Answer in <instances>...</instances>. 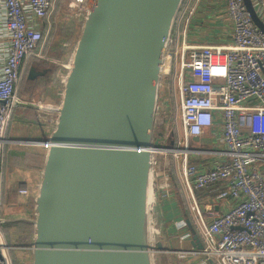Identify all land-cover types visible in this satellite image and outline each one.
Segmentation results:
<instances>
[{
    "label": "water",
    "instance_id": "water-1",
    "mask_svg": "<svg viewBox=\"0 0 264 264\" xmlns=\"http://www.w3.org/2000/svg\"><path fill=\"white\" fill-rule=\"evenodd\" d=\"M182 1L93 0L65 67L59 104L32 105L56 113L53 128L39 139L10 138L46 145L34 216L0 215V224L33 226L31 264H154L152 253L164 248L160 236L152 243L155 114ZM243 3L264 32L251 0ZM45 72L31 65L27 78ZM181 209L190 244L199 249Z\"/></svg>",
    "mask_w": 264,
    "mask_h": 264
},
{
    "label": "built area",
    "instance_id": "built-area-1",
    "mask_svg": "<svg viewBox=\"0 0 264 264\" xmlns=\"http://www.w3.org/2000/svg\"><path fill=\"white\" fill-rule=\"evenodd\" d=\"M200 1H182L167 42L162 76L171 84L180 115L179 123L175 118L171 129L154 140L153 167L159 164L157 154L180 156L176 178L181 201L202 247L189 244L175 252L202 264L210 259L215 264H264V32L243 0H224L230 41L193 44L189 26ZM251 2L264 22V0ZM92 3L0 0V206L11 142L7 130L14 109L23 102L18 86L26 62L34 57L56 63L52 86L59 84L60 96L70 60L58 61L49 54L58 16L71 8L84 16ZM162 105L167 108L165 101ZM55 119L56 115L48 123L53 126ZM204 136L207 145L201 142ZM191 140L199 143L191 146ZM167 173L160 169L157 174L169 198ZM18 193L26 194V186L21 185ZM173 228L175 238L190 241L183 216L173 221ZM12 248L0 224V264H14Z\"/></svg>",
    "mask_w": 264,
    "mask_h": 264
},
{
    "label": "rangeland",
    "instance_id": "rangeland-1",
    "mask_svg": "<svg viewBox=\"0 0 264 264\" xmlns=\"http://www.w3.org/2000/svg\"><path fill=\"white\" fill-rule=\"evenodd\" d=\"M83 24V14H79L78 8L65 9L63 13H60L58 16V23L55 29V36L53 43L50 49V57L58 61H69L71 59L72 52L74 50L76 41L80 34ZM61 46L65 47L64 49ZM34 57H30L25 65L24 72L22 74L21 80L19 82L18 90L20 98L25 104L22 108H19L20 111H26V118L30 119L34 117V120L40 122V125L36 123L25 124L17 120V118L22 117L20 112L14 114V118L10 119L7 134L11 139L14 138H41L42 130L47 132L48 130L41 126V124H49L48 119L55 118V113L50 114V112L45 110H39L35 108L34 104L45 103L57 105L60 102L59 88L58 85L52 86L54 81V69H56V63L47 62L45 67H48V72L42 78H36L34 81H29L27 78V72L29 66L33 65L32 60ZM61 87V86H60ZM167 103V108L163 109L162 102ZM173 97V91L171 84L168 81V78L161 76L159 84V94L157 100V109L155 114V134L159 132H168V129H171L173 126L175 118L179 123V105L175 102ZM36 109V111H35ZM36 113V114H35ZM12 120V121H11ZM28 121V120H27ZM52 124H49V129H51ZM48 133V132H47ZM49 134V133H48ZM47 135H45L46 137ZM209 139L207 137H202L201 142L206 145ZM199 142L196 140H191V146H197ZM9 145H11L9 143ZM8 145V146H9ZM156 159L159 160L157 167H153V177L154 185L156 186L158 171L164 169L166 172L170 171L168 175V190L170 191L171 208L175 210L178 217H182L183 210L181 209L182 205V191L179 186V181L176 178L178 173V167L180 165L181 159L180 156L174 158L172 154L167 153L157 154ZM32 171L25 167L12 168V165L8 167V176H14L18 182L21 178L29 180L31 177ZM156 192V190H155ZM36 192H34V195ZM25 199V196L16 197L15 201H22ZM30 203L33 205V199L30 200ZM153 203V202H152ZM181 203V204H180ZM153 205V204H152ZM169 205V206H170ZM153 207V206H152ZM174 207V208H173ZM35 212L32 208V216ZM153 214H151L152 229L157 231V236H160L159 241H161L162 250H156L152 253L154 264H202L201 260L194 258L193 256L181 255L178 252H175L174 249L187 248L189 243L188 240H178L173 236V233H166L163 229L167 222L161 224H155ZM18 223V222H15ZM15 223H2L3 233L7 239V242L12 245V243H18L19 239L24 235V229H28L30 232L29 237H27L30 242L32 241L34 228L31 224L30 228H21L20 226H14ZM26 223V222H24ZM157 237H153L152 243L155 244ZM13 248L10 250L13 258L14 264H31V250L30 245L27 246H16L12 245ZM177 251V250H176Z\"/></svg>",
    "mask_w": 264,
    "mask_h": 264
},
{
    "label": "crops",
    "instance_id": "crops-1",
    "mask_svg": "<svg viewBox=\"0 0 264 264\" xmlns=\"http://www.w3.org/2000/svg\"><path fill=\"white\" fill-rule=\"evenodd\" d=\"M230 21L226 16L224 0H201L198 6L197 13L192 19L189 26V41L193 44L200 43H227L230 41ZM38 68V67H37ZM41 69V68H39ZM18 106L15 108L12 119L16 112H20L21 116L24 111H20ZM22 123L30 124L36 123L40 125L37 120H30L26 117L17 118ZM28 120V121H27ZM12 121V120H11ZM48 131L49 124H41ZM9 131V130H8ZM41 132V138L48 135V133ZM8 136V134H7ZM16 139H34V138H16ZM39 139V138H35ZM11 145L7 146L6 158L4 163V174L2 181V203L0 206V215L2 216H32L33 205L30 200L34 197V192H37V186L41 177V169L44 163L46 148L40 142H19L11 140ZM12 165V168L25 167L32 171L29 180L21 178L17 181L14 176H8V167ZM21 185H25L27 193L23 194L25 199L22 201H15L16 197L22 196L18 193V188ZM201 199L206 200L207 197L200 194ZM171 200L165 195L163 183L158 177L155 199L153 201L152 214L155 224H161L167 222L164 227L166 233H173V221L176 219H182L178 217L175 212V208L172 209L170 205ZM181 204V203H180ZM170 205V206H169ZM183 216V215H182ZM190 244V241H188ZM189 246V245H188Z\"/></svg>",
    "mask_w": 264,
    "mask_h": 264
},
{
    "label": "trees",
    "instance_id": "trees-1",
    "mask_svg": "<svg viewBox=\"0 0 264 264\" xmlns=\"http://www.w3.org/2000/svg\"><path fill=\"white\" fill-rule=\"evenodd\" d=\"M61 48L62 49H64L65 47H63V46H61ZM48 61H45V60H41V59H36V58H34L33 60H32V64L34 65V66H36V67H38V68H48V67H45L46 65V63H47ZM42 77H44V75H39V76H37L36 78H42ZM36 78H33V79H28L29 81H34ZM14 111H15V109H14ZM14 111H13V113H14ZM35 111H36V109H35ZM13 113H12V116H13ZM26 111H24L23 113H22V116L23 117H25L26 116ZM36 114V113H35ZM35 116H33V117H31L30 118V120H34L33 118H34ZM36 119H37V117H35ZM158 136V133H156L155 134V138ZM14 226H20L21 228H24V227H26V228H30V225L29 224H27V223H24V222H18V223H15V224H13ZM1 228H4L3 227V224H1ZM29 235H30V232H29V230L28 229H24V235L22 236V238L21 239H19L18 241V243L16 242V243H12V245H16V246H27V245H30V240H28L27 239V237H29Z\"/></svg>",
    "mask_w": 264,
    "mask_h": 264
},
{
    "label": "bare ground",
    "instance_id": "bare-ground-1",
    "mask_svg": "<svg viewBox=\"0 0 264 264\" xmlns=\"http://www.w3.org/2000/svg\"><path fill=\"white\" fill-rule=\"evenodd\" d=\"M166 66H167V62H163L162 67L165 68ZM47 110H49V109H47ZM49 111H51V110H49ZM150 198H151V183L149 181L148 195H147L148 201H150ZM152 231H153V236H155V238H156L157 237V234H158L157 231L154 230V229H152Z\"/></svg>",
    "mask_w": 264,
    "mask_h": 264
},
{
    "label": "flooded vegetation",
    "instance_id": "flooded-vegetation-1",
    "mask_svg": "<svg viewBox=\"0 0 264 264\" xmlns=\"http://www.w3.org/2000/svg\"><path fill=\"white\" fill-rule=\"evenodd\" d=\"M44 69H46V72H45V74L48 72V68H44ZM45 74H43V75H45ZM39 76V75H38ZM37 77V76H36ZM35 77V78H36ZM157 133H160L159 131L157 132ZM156 139V138H155Z\"/></svg>",
    "mask_w": 264,
    "mask_h": 264
}]
</instances>
